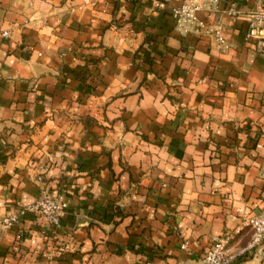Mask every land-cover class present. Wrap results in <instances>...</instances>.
<instances>
[{"label": "crops", "instance_id": "0c3cea01", "mask_svg": "<svg viewBox=\"0 0 264 264\" xmlns=\"http://www.w3.org/2000/svg\"><path fill=\"white\" fill-rule=\"evenodd\" d=\"M180 1L0 0V220L44 185L69 203L0 224V264H203L264 208V53L246 16L210 19L226 51L180 32Z\"/></svg>", "mask_w": 264, "mask_h": 264}, {"label": "built area", "instance_id": "2783aa9c", "mask_svg": "<svg viewBox=\"0 0 264 264\" xmlns=\"http://www.w3.org/2000/svg\"><path fill=\"white\" fill-rule=\"evenodd\" d=\"M220 11L231 16L248 17L245 40L253 42L257 51L264 53V0L258 9L250 10L240 9L234 3L224 6L222 0H181L178 5L171 7V14L180 32L207 37L217 49L226 51L231 45L221 25L210 21ZM11 36V29L0 27V40ZM68 206L65 198L54 194L44 185L35 203L6 215L0 224L11 229L18 225L22 215L33 212L49 223L58 225ZM182 247L185 248V245ZM250 256H262L259 264H264V208L258 213L246 215L241 226L213 239L202 261L203 264H240Z\"/></svg>", "mask_w": 264, "mask_h": 264}, {"label": "trees", "instance_id": "16d2710c", "mask_svg": "<svg viewBox=\"0 0 264 264\" xmlns=\"http://www.w3.org/2000/svg\"><path fill=\"white\" fill-rule=\"evenodd\" d=\"M64 70L71 74L76 80L87 85L88 78L90 77V69L88 64H79L75 67L65 66Z\"/></svg>", "mask_w": 264, "mask_h": 264}]
</instances>
